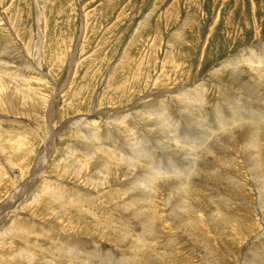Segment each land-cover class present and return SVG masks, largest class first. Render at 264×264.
Returning <instances> with one entry per match:
<instances>
[{
  "label": "rangeland",
  "instance_id": "obj_1",
  "mask_svg": "<svg viewBox=\"0 0 264 264\" xmlns=\"http://www.w3.org/2000/svg\"><path fill=\"white\" fill-rule=\"evenodd\" d=\"M251 57L264 0H0V264H264Z\"/></svg>",
  "mask_w": 264,
  "mask_h": 264
},
{
  "label": "bare ground",
  "instance_id": "obj_2",
  "mask_svg": "<svg viewBox=\"0 0 264 264\" xmlns=\"http://www.w3.org/2000/svg\"><path fill=\"white\" fill-rule=\"evenodd\" d=\"M254 54V53H253ZM263 56V55H262ZM250 57V56H249ZM248 58V57H247ZM251 62H253V63H258L259 64V68H258V72H259V74H261L263 77H264V58L262 57V58H260V59H258V58H256V57H251ZM249 63V62H248ZM236 65V64H235ZM251 65H252V63H251ZM252 67V66H251ZM255 69H257V68H255ZM186 93V92H185ZM188 93V92H187ZM47 153V152H46ZM45 154V153H44ZM44 154H43V156H44ZM42 156V157H43ZM45 160V157L42 159L41 158V160H40V162L42 161V164L44 163L43 161ZM39 165H40V163H39ZM39 165H38V168H37V170L40 168V169H42L43 167H39ZM42 166V165H41ZM35 177H37L36 175L34 176V178ZM29 179H31V178H29ZM35 180V179H34ZM137 188H138V186H137ZM141 189V188H140ZM19 191H17L16 193H14V194H16L14 197H13V195H11L13 198H9L8 200H9V202L10 203H13V205L14 204H16L15 202L19 199V198H21L20 197V193H22V192H20V193H18ZM140 193V192H139ZM13 200V201H12ZM7 202V201H6ZM4 206V205H3ZM5 207V208H4ZM3 207V211H4V214L5 213H7L6 211H7V208L9 207V206H4ZM16 207V206H15ZM15 207H14V209H15ZM13 209V210H14ZM3 211H1L0 210V214L3 212ZM3 214V213H2ZM1 214V215H2ZM206 218V217H205ZM178 225H180V224H178ZM139 245V244H138ZM145 250V249H144ZM131 256V255H130ZM122 256H120V258H121ZM124 259V258H123ZM49 262H52V264L55 262L54 260H49ZM135 262V261H134ZM208 263V262H207Z\"/></svg>",
  "mask_w": 264,
  "mask_h": 264
}]
</instances>
